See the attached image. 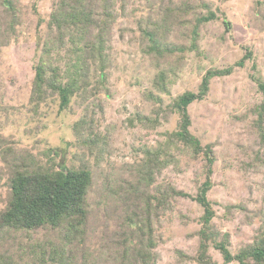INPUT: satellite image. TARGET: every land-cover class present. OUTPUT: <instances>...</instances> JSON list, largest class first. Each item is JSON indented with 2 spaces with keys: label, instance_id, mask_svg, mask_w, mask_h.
Listing matches in <instances>:
<instances>
[{
  "label": "rangeland",
  "instance_id": "374dc122",
  "mask_svg": "<svg viewBox=\"0 0 264 264\" xmlns=\"http://www.w3.org/2000/svg\"><path fill=\"white\" fill-rule=\"evenodd\" d=\"M57 1L0 0V146L58 169L92 171L85 241L67 247L75 254L72 264H145L114 253L133 254L151 237L152 261L146 264H199L195 257L205 210L196 196L208 180L214 216L207 230L215 233L216 243L227 241V249L237 255L264 238V143L253 124L264 103V0H114L105 89L92 88L103 72L96 62L91 87L76 94L64 111L55 95L39 107L30 102L34 67L44 45L55 39L49 21ZM153 23H159L155 36L176 50L164 56L149 51ZM54 57L62 66L67 59L63 51L59 58L54 51ZM229 68V75L212 79L202 101L189 106L191 133L214 151L211 174L204 154L195 157L172 147L173 162L156 176L155 185L139 186L145 151L165 146L180 130L174 99L198 93L209 70ZM161 73L167 85L162 92L155 87ZM150 94L161 100L153 101ZM7 180L0 157V211L9 195ZM169 184L183 195L150 215L131 189L153 193ZM63 236L60 230L42 229L12 233L0 243L11 264H28L34 248L60 245ZM209 255L214 264H239L226 263L213 243Z\"/></svg>",
  "mask_w": 264,
  "mask_h": 264
},
{
  "label": "trees",
  "instance_id": "16d2710c",
  "mask_svg": "<svg viewBox=\"0 0 264 264\" xmlns=\"http://www.w3.org/2000/svg\"><path fill=\"white\" fill-rule=\"evenodd\" d=\"M113 1H57L49 21L50 29L55 32V39L53 43L51 42L52 45H44L42 56L34 67L35 76L32 81L30 102L34 103L36 107L55 95L60 99V110H66L76 94L86 92L91 87L89 79L91 66H96V62H98L99 68L102 71L105 69L108 26L116 18ZM165 24L167 23L161 25ZM152 25L155 29L147 33L150 42L149 51L164 56L167 52L176 50L177 48H170L169 45L163 44L161 38L155 36L159 30V23ZM54 51L58 58L62 51L65 52L67 59L63 66L54 57ZM250 55L249 52L247 56ZM245 59L239 62L240 66H243ZM232 70L230 68L209 70L203 77L198 93L185 92L174 99L173 107L181 117L180 130L169 138L170 140L165 146L155 151H145V163L139 172L141 180L139 186L149 185L152 187L155 185L156 176L173 162V155L170 153L172 147L182 151L183 154L190 151L195 157H198L200 153L204 154L208 161V172L211 174L212 166L215 163L214 151L212 145L202 146L201 142L191 133L192 122L189 106L204 99L210 90L213 78L229 75ZM159 79L160 81L157 78L155 87L161 92L167 91V85L164 83L165 74L161 73ZM105 82L106 75L103 71L98 84L92 88L95 90L105 89L103 85ZM260 89L264 93V85H261ZM149 97L153 101L161 100L152 94ZM258 110L259 119L253 124L260 128L261 140L264 143V103L258 107ZM81 125L82 121L77 124V128H80ZM0 157L7 169L6 184L9 190L6 205L0 211L1 242L4 238H9L12 233H30L42 229L60 230L64 234L60 245L51 244L48 248L42 247L39 250L34 248L31 251L32 262L28 264H48L49 261L51 264L74 263L73 256L75 254L71 253V256L70 252L73 250H67V247L85 241L90 220L88 195L93 185L92 171L88 167L63 166L58 169L54 165H45L36 156L23 155L9 145L0 146ZM49 161L53 162L54 160L49 157ZM210 188L211 183L208 180L199 187L196 196V201L205 210L201 219L205 227L201 229V245L195 260L199 264H214L209 255V246L213 243V246L223 255L226 263L237 261L239 264H264V238L258 243L244 247L237 255H232L227 249L225 245L227 241L216 243L215 233L207 230L214 216L207 196ZM131 189L135 191L134 194L137 198L141 197L145 201L146 211L149 215L153 208L158 212L167 209L172 198L183 195V192L178 191L171 184L164 188L157 187L153 193L144 192L136 186H132ZM134 215L138 217L136 211ZM153 245L151 237L148 240H142L133 254L129 250L127 252L131 254L123 253V251L118 252L119 250L114 254L115 256L119 255L124 261L146 264L152 261L150 248ZM2 247L3 245L0 243V264L5 262L11 264V259L2 251Z\"/></svg>",
  "mask_w": 264,
  "mask_h": 264
}]
</instances>
